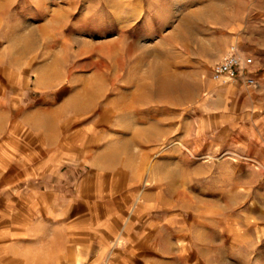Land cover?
Instances as JSON below:
<instances>
[{"label":"rangeland","instance_id":"rangeland-1","mask_svg":"<svg viewBox=\"0 0 264 264\" xmlns=\"http://www.w3.org/2000/svg\"><path fill=\"white\" fill-rule=\"evenodd\" d=\"M231 44L264 98V0H0V264H264Z\"/></svg>","mask_w":264,"mask_h":264},{"label":"built area","instance_id":"built-area-1","mask_svg":"<svg viewBox=\"0 0 264 264\" xmlns=\"http://www.w3.org/2000/svg\"><path fill=\"white\" fill-rule=\"evenodd\" d=\"M253 59L240 49L238 44H231L211 68L209 77L221 84L254 85L256 80L250 76Z\"/></svg>","mask_w":264,"mask_h":264},{"label":"crops","instance_id":"crops-1","mask_svg":"<svg viewBox=\"0 0 264 264\" xmlns=\"http://www.w3.org/2000/svg\"><path fill=\"white\" fill-rule=\"evenodd\" d=\"M249 75L253 76L256 80V76H254L252 68H250ZM229 85L231 87L216 89L217 103H227L225 108L236 111L240 118L247 115L257 117L259 115L258 110L264 107V98L258 97V95H252L249 88L254 85ZM221 118L225 119L227 118V115L223 114ZM69 254L72 256L74 251L70 249ZM63 257L65 256L60 257L57 264H61Z\"/></svg>","mask_w":264,"mask_h":264}]
</instances>
